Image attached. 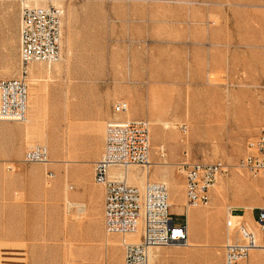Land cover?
Instances as JSON below:
<instances>
[{"label": "rangeland", "instance_id": "374dc122", "mask_svg": "<svg viewBox=\"0 0 264 264\" xmlns=\"http://www.w3.org/2000/svg\"><path fill=\"white\" fill-rule=\"evenodd\" d=\"M44 6L63 12L61 58L28 76L26 117L43 128L0 121V264L121 261L131 236L106 234L105 187L94 181L105 125L127 117L113 114L120 99L132 119L151 123L152 165L135 185L165 182L178 203L174 225L189 212L196 219L188 247L155 248L150 264H224L226 208L255 209L258 219L264 207V177L239 167L264 127V0H0V78L20 76L23 8ZM37 145L50 164L24 163ZM185 160L226 166L208 203L188 212ZM136 167L139 177L145 168ZM256 253L264 264L259 250L249 264Z\"/></svg>", "mask_w": 264, "mask_h": 264}, {"label": "built area", "instance_id": "2783aa9c", "mask_svg": "<svg viewBox=\"0 0 264 264\" xmlns=\"http://www.w3.org/2000/svg\"><path fill=\"white\" fill-rule=\"evenodd\" d=\"M62 11L54 6L25 7L19 26L20 76L0 78V121L20 122L26 118L29 101L28 69L32 63L51 64L61 58ZM130 109L127 100H117L113 114H125ZM253 151L245 156L239 167L253 176L264 177V127ZM151 124L147 119L112 118L106 124L104 150L94 163V181L104 185V228L108 236L134 232L142 223L140 240L128 244L122 262L83 261L66 264H150V250L171 244L187 243V223L175 226L169 204V188L164 182H148L144 187L128 184L125 179L111 175L113 168L151 164ZM24 163L47 164L49 150L37 145L24 154ZM179 169L186 183L188 204L203 205L209 200L211 186L226 170L222 161L213 163L181 161ZM238 209L230 210V217ZM256 222L260 237L243 220L227 222L233 231L224 242V264H249L253 250L264 251V207L258 208Z\"/></svg>", "mask_w": 264, "mask_h": 264}, {"label": "bare ground", "instance_id": "6f19581e", "mask_svg": "<svg viewBox=\"0 0 264 264\" xmlns=\"http://www.w3.org/2000/svg\"><path fill=\"white\" fill-rule=\"evenodd\" d=\"M44 7H48V6H44ZM61 10V9H60ZM62 11V10H61ZM63 13V12H62ZM60 35H61V33H60ZM60 42H61V39H60ZM57 62V61H56ZM55 63V62H54ZM54 63H51V64H54ZM20 64V63H19ZM34 64H39V66L42 68V64H45V63H43V62H36V63H32L31 65H30V67H29V69H28V76H29V73H30V71H31V69H32V66L34 65ZM51 64H47V65H51ZM45 67H47V66H45ZM42 70V69H41ZM45 71H46V68H45ZM47 72V71H46ZM210 75V74H209ZM209 79H210V82H211V76H209ZM38 80V79H37ZM37 80H36V78H35V76H34V74L33 73H31L30 74V78H29V82L32 84V85H36V83H37ZM29 85V84H28ZM202 90L204 89L205 91L207 90V88L206 87H204V85H202ZM34 97V96H33ZM37 99V98H36ZM29 105V104H28ZM30 106V105H29ZM35 107V106H34ZM32 109V108H31ZM34 109V108H33ZM37 110V109H36ZM40 110V109H39ZM130 110V109H129ZM129 110H128V112H126V114L127 113H129ZM29 111V110H28ZM211 111V110H210ZM212 112L213 111H211L210 112V115H212ZM35 113V112H34ZM39 115V114H38ZM37 117V116H36ZM34 115H32V114H30L29 113V115H28V117H26L23 121H20V122H24V121H26V127H27V129L29 130V129H34V128H36V129H40L41 128V126H40V128H39V124H38V120H37V118H36ZM159 119V118H158ZM126 120H131V119H126ZM150 123V122H149ZM170 123V122H169ZM168 122H166V121H161V120H157V122H156V125L157 126H161V124H162V128H164V130H166V129H169L171 126H170V124H169ZM174 123V122H173ZM151 124V123H150ZM183 127V126H182ZM42 128H43V126H42ZM37 130V131H38ZM36 131V132H37ZM44 130H42V132H43ZM46 131V130H45ZM105 132H106V125H105ZM43 135H45V133H43ZM42 135V136H43ZM47 136V135H46ZM252 144H254V143H252ZM162 145V144H161ZM163 160V159H162ZM50 160H49V162L47 163V164H50ZM151 162V161H150ZM162 163V162H161ZM156 164V163H155ZM158 164H160V163H158ZM169 164V163H168ZM151 165H152V163L151 164H149L145 169H144V172H143V174L141 175V176H139L138 177V175H135L133 172H134V169L135 168H137L136 166H130V167H128V168H125V169H123V168H120V169H118V168H113L112 170H111V175L112 176H115V177H118V178H120V179H125L126 181H128V182H134V184H132V185H135V183H140V184H142L145 180H146V176H147V172H148V170L150 169V167H151ZM135 167V168H134ZM241 169V168H240ZM180 170V169H179ZM163 172V171H162ZM181 172V171H180ZM256 177H258V176H256ZM218 179H219V177L217 178V180H216V182L211 186V188H210V191L216 186V184H217V182H218ZM250 181V180H249ZM127 182V183H128ZM165 183V182H164ZM129 184V183H128ZM166 184V183H165ZM253 184H256V185H258V182H253ZM137 186H140V187H144L145 185H137ZM168 186V185H167ZM184 187H185V198H186V183H185V181H184ZM169 188V187H168ZM175 193H173V196H172V199H170V196H169V204H170V207L171 206H174L176 203H177V201L176 200H174V198H175ZM67 204V203H66ZM178 204V203H177ZM72 205V204H71ZM81 207H83V206H81ZM199 207H202V205H200V204H198V205H192V204H188V202H187V198H186V204H185V210L188 212L190 209H193V208H199ZM233 207H228V208H226L227 209V217H226V233H225V241L227 240V237H228V235H231V234H233V231L232 230H230V229H228L227 228V222L229 221V220H232L233 221V223H236V222H238V221H241V220H243V216H241V215H235L234 217H230V210L232 209ZM84 209V208H83ZM188 223H189V228L191 229V227H192V225H193V223H195L196 224V219H195V217H194V215H192L190 212L188 213V222H187V229H188ZM245 224H246V226H248L251 230H253L258 236L260 235V228H259V225H258V223L255 221V223H252L251 225H249V224H247L246 222H244ZM190 229H189V231H190ZM141 231H142V223L140 222V224H139V226H138V229L136 230V231H134V232H130V233H125V234H120L121 236H127V235H133V236H136V240H135V238L134 239H131V237H129L130 239H126V238H124L121 242H120V244L124 247V249H125V246L126 245H128V244H136V243H138L139 242V240H140V235H141ZM189 231H188V235H189ZM260 237V236H259ZM130 240H132L133 242H129ZM224 241V242H225ZM104 244H106V243H104ZM192 244V243H191ZM190 245V242H189V238H188V241H187V243L186 244H184V245H181V244H171V245H167V246H178V247H188ZM223 246H224V244L222 245V252H223ZM164 247H166V246H164ZM158 248H160V247H158ZM153 249H155V248H153ZM153 249H151L150 250V260H151V258H152V256L155 258V256H154V254L152 253V251H153ZM256 250H259V251H262L263 253H264V251L262 250V249H256ZM256 250H253L252 252H251V254L253 253V252H255ZM251 254H250V256H251ZM223 257H224V252H223ZM250 258V257H249ZM102 259V258H101ZM123 259H124V254H123ZM123 259L121 260V261H118V262H122L123 261ZM255 260H256V262H255V264H259V262H258V253H256V256H255ZM101 261H105V260H101ZM110 261V260H109ZM74 262V261H73ZM114 262H117V261H114ZM68 263H71V262H68Z\"/></svg>", "mask_w": 264, "mask_h": 264}, {"label": "crops", "instance_id": "0c3cea01", "mask_svg": "<svg viewBox=\"0 0 264 264\" xmlns=\"http://www.w3.org/2000/svg\"><path fill=\"white\" fill-rule=\"evenodd\" d=\"M13 29H18V25H15V26H13ZM4 30L2 29V30H0V51H3V48H4V44H5V35H4ZM28 104H29V101H28ZM29 106V105H28ZM129 112H130V110H129ZM126 119H132L130 116H129V113H127V117H126ZM104 136H105V127H104V131H103V134H101V142H102V140H103V138H104ZM101 189V188H100ZM98 190V189H97ZM171 207H174V206H171ZM181 214H183V213H181ZM251 214V216L252 217H250L249 215ZM254 214H255V209H252V211L251 212H249L248 214H246V213H244V216L243 217H245V220H246V223L247 224H252V223H255V221H256V219H255V216H254ZM184 225V224H183ZM194 225H196L195 223H193V225H192V227L194 226ZM189 223H188V231H189ZM129 236H131L133 239L135 238V240H136V236H133V235H129ZM130 239V238H129ZM258 251V250H257ZM153 252V251H152ZM123 259V257L121 258V260ZM151 261V260H150Z\"/></svg>", "mask_w": 264, "mask_h": 264}]
</instances>
